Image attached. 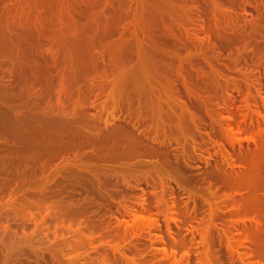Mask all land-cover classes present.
Returning a JSON list of instances; mask_svg holds the SVG:
<instances>
[{
	"label": "rangeland",
	"instance_id": "1",
	"mask_svg": "<svg viewBox=\"0 0 264 264\" xmlns=\"http://www.w3.org/2000/svg\"><path fill=\"white\" fill-rule=\"evenodd\" d=\"M42 1L0 0V264H264V0Z\"/></svg>",
	"mask_w": 264,
	"mask_h": 264
},
{
	"label": "bare ground",
	"instance_id": "2",
	"mask_svg": "<svg viewBox=\"0 0 264 264\" xmlns=\"http://www.w3.org/2000/svg\"><path fill=\"white\" fill-rule=\"evenodd\" d=\"M43 1H44V2H43ZM43 1H42V4H43V3L51 2L52 0H43ZM203 1H204V0H203ZM217 1H218V0H217ZM225 1H226V0H225ZM253 1H254V0H253ZM257 1H258V0H257ZM199 2H200V1H199ZM205 2H206V1H205ZM207 2H208V1H207ZM237 2H238V1H237ZM245 2H246V1H245ZM249 2H250V1H249ZM254 2H255V1H254ZM201 3H202V1H201ZM201 3H200L199 5H201ZM227 3H228V2H227ZM242 3H243V2H242ZM209 4H210V3H209ZM216 4H217V3H216ZM240 4H241V3H240ZM247 4H248V3H247ZM199 5H198V6H199ZM229 5H230V4H229ZM206 6H207V3H206ZM241 6H242V5H241ZM234 7H235V5H234ZM237 7H238V6H237ZM237 7H236V8H237ZM196 8H198V7H196ZM239 8H240V7H239ZM202 9H203V8H202ZM207 9H208V7H207ZM230 9H231V8H230ZM254 9H255V8H254ZM254 9H253V10H254ZM239 10H240V9H239ZM253 10H252V7H250L249 5H248V6H244V8L242 9V11L245 12L246 14H248V15H249V14L251 15L252 12L254 13V11H256V10H254V11H253ZM201 11H202V10H201ZM234 11H235V9H234ZM234 11H233V12H234ZM198 12H199V10H198ZM256 12H257V11H256ZM236 13H237V12H236ZM245 13H242V14H245ZM253 13H252V14H253ZM239 15H240V14H239ZM242 17H244V16H242ZM247 17H249V16H247ZM49 34H50V33H49ZM23 53H25V52H23ZM27 53H28V52H27ZM25 55H26V54H25ZM28 55H29V53H28ZM30 55H31V54H30ZM32 56H33V55H32ZM28 58H29V59H28ZM34 58H35V56H34ZM37 58H38V57H37ZM27 59H28V62L30 61V63H33V65H34L35 61H34V62L32 61L33 58H30V57L28 56ZM30 59H31V60H30ZM34 60H35V59H34ZM28 62H27V63H28ZM36 65H37V64H36ZM58 65H59V64H58ZM54 66H55V65H54ZM35 68H36V66H35ZM46 69H47V68H46ZM44 70H45V69H44ZM46 73H47V72H46ZM44 77H46V76H44ZM50 77H51V76H50ZM45 86H46V85H45ZM262 131H263V130H262ZM261 134H262V133H261ZM263 138H264V136H263ZM259 140H260V139H259ZM261 140H262V138H261ZM259 144H260V143H259ZM262 151L264 152V149H262ZM257 152H258V151H257ZM263 152H261V154H263ZM261 154H260V155H261ZM262 158H263V157H262ZM263 162H264V161H263ZM263 164H264V163H263Z\"/></svg>",
	"mask_w": 264,
	"mask_h": 264
}]
</instances>
